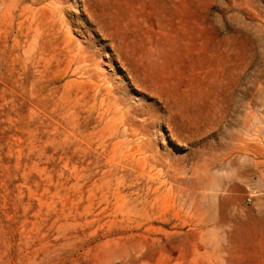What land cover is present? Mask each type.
Masks as SVG:
<instances>
[{
    "label": "rangeland",
    "instance_id": "rangeland-1",
    "mask_svg": "<svg viewBox=\"0 0 264 264\" xmlns=\"http://www.w3.org/2000/svg\"><path fill=\"white\" fill-rule=\"evenodd\" d=\"M0 264H264V0H0Z\"/></svg>",
    "mask_w": 264,
    "mask_h": 264
},
{
    "label": "bare ground",
    "instance_id": "bare-ground-1",
    "mask_svg": "<svg viewBox=\"0 0 264 264\" xmlns=\"http://www.w3.org/2000/svg\"><path fill=\"white\" fill-rule=\"evenodd\" d=\"M21 3H23V1H22ZM20 5H22V4H20ZM24 10H25V9H24Z\"/></svg>",
    "mask_w": 264,
    "mask_h": 264
}]
</instances>
